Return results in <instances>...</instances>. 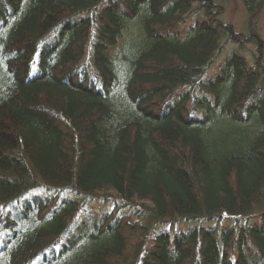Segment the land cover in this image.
<instances>
[{"label":"trees","instance_id":"16d2710c","mask_svg":"<svg viewBox=\"0 0 264 264\" xmlns=\"http://www.w3.org/2000/svg\"><path fill=\"white\" fill-rule=\"evenodd\" d=\"M239 1L245 36L220 0H0V264H264V0ZM228 38L251 61L206 77Z\"/></svg>","mask_w":264,"mask_h":264},{"label":"rangeland","instance_id":"374dc122","mask_svg":"<svg viewBox=\"0 0 264 264\" xmlns=\"http://www.w3.org/2000/svg\"><path fill=\"white\" fill-rule=\"evenodd\" d=\"M224 6L221 14V19L224 20V22L233 24V28L236 33L241 36H245L247 34V20L248 16L246 14V11L241 4L239 0H220ZM195 9V7H194ZM190 15V16H189ZM187 19H194V17H197V15H194V13L191 11V13L187 14ZM199 17V16H198ZM257 32L259 33L260 37L264 41V19L261 17H257ZM242 38V37H241ZM244 39V38H242ZM239 47L237 44L233 43L229 38L226 39L222 45V47L217 51L216 56L214 57L211 66L209 69L206 70L205 76L209 77L215 74V72L219 69L222 61L225 57L228 56L229 53L238 50L240 54L245 56L249 61H251L249 50H253V48L248 44L242 45V48ZM243 50V51H242ZM263 60H264V54H263ZM99 195V196H98ZM93 195L84 201L83 209L78 212V214L75 217V222H70L68 226L69 229H74L75 224L80 222L82 219L89 217V216H100L101 214H104L108 209H110V203L103 202L102 198L100 197V194ZM77 222V223H76ZM71 231V230H70Z\"/></svg>","mask_w":264,"mask_h":264}]
</instances>
